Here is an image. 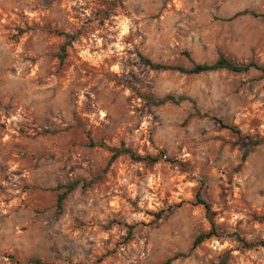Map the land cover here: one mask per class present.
<instances>
[{"label": "rangeland", "instance_id": "obj_1", "mask_svg": "<svg viewBox=\"0 0 264 264\" xmlns=\"http://www.w3.org/2000/svg\"><path fill=\"white\" fill-rule=\"evenodd\" d=\"M141 56L264 67V0H0V264H264L262 72Z\"/></svg>", "mask_w": 264, "mask_h": 264}, {"label": "trees", "instance_id": "obj_2", "mask_svg": "<svg viewBox=\"0 0 264 264\" xmlns=\"http://www.w3.org/2000/svg\"><path fill=\"white\" fill-rule=\"evenodd\" d=\"M67 38L66 42L61 46V53L59 55L60 62H63L65 55H66V48L69 46L77 37V35H69V34H64ZM187 57H189L188 53H185ZM141 60L149 66L153 70H160V71H167V70H172V71H178L183 74H188V75H198V74H203V73H209V72H216V71H229L233 73H247L251 69H256L262 72V78L264 79V67L255 63V62H250L245 65H239L233 63L230 59L226 58L225 56H220L215 62L208 64H195L191 69H186L184 67L180 66H175V65H167V64H162V63H155L149 58H146L144 56L140 57ZM180 100H183L184 98H179ZM169 101H176L175 96L173 95H168L162 99H159L156 101V104L162 105L165 104ZM217 123H219L222 127L229 129L233 131L234 133L241 135V131L234 126H229L225 125L222 120L220 119H215ZM88 139H89V146L90 147H99L108 150L111 153V156L108 161V166L111 165L117 158H119L122 155H128L131 157L133 160L138 161V162H145L148 165H153L156 164L160 160V156H142L139 155L135 152L132 151L130 148H126L124 144L120 147H110L104 142H95L93 139L90 137L88 134ZM250 139V137H247ZM263 143L262 140H254L251 141L252 146H258ZM249 152L246 151L243 156H242V162H244L248 156ZM94 181L90 183H86L85 186H88V184L93 183ZM79 185V181L72 182L68 185H57L55 188L56 191H58L57 195V201H56V207L59 213L63 212L64 209V202L66 198L69 196V194L74 191L77 186ZM199 204L203 205L206 209L207 212L210 210V206L208 203H206L203 200H199ZM162 217V213L157 214V218L160 219ZM130 234V233H129ZM219 236L218 233L216 232L215 228L213 227L210 231L207 233H202L198 235L194 241H193V249L202 244L204 241L212 238V237H217ZM242 243L243 249L246 250H252V249H259V248H264V240H259V241H254V242H247L245 240H239ZM185 256L184 254H178L175 255L169 259H167L163 264H172L176 259ZM22 264H44L40 260H29L25 263ZM220 264H228L227 259H223V261Z\"/></svg>", "mask_w": 264, "mask_h": 264}]
</instances>
